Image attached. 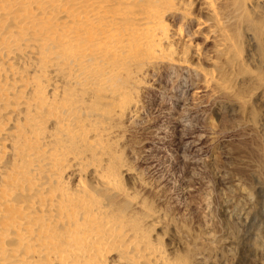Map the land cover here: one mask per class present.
I'll return each mask as SVG.
<instances>
[{
  "label": "bare ground",
  "instance_id": "bare-ground-1",
  "mask_svg": "<svg viewBox=\"0 0 264 264\" xmlns=\"http://www.w3.org/2000/svg\"><path fill=\"white\" fill-rule=\"evenodd\" d=\"M253 3L0 0V264L227 263L224 244L182 248L131 162L132 123L159 70L219 103L242 104L243 82L258 92ZM255 254L264 264V230Z\"/></svg>",
  "mask_w": 264,
  "mask_h": 264
},
{
  "label": "rangeland",
  "instance_id": "rangeland-1",
  "mask_svg": "<svg viewBox=\"0 0 264 264\" xmlns=\"http://www.w3.org/2000/svg\"><path fill=\"white\" fill-rule=\"evenodd\" d=\"M248 13L261 28L244 35L247 66L264 80V6L253 3ZM152 82L132 123V164L162 198L183 249L224 244L232 252L226 264H256L255 244L264 230V84L258 92L257 84H239L241 104L215 102L184 73L159 70ZM241 189L250 201L240 197ZM238 210L246 213L240 222Z\"/></svg>",
  "mask_w": 264,
  "mask_h": 264
}]
</instances>
